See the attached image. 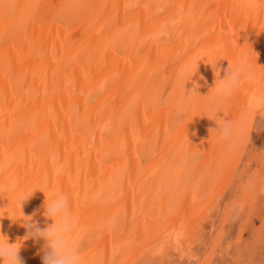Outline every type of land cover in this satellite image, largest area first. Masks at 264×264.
Masks as SVG:
<instances>
[{"label":"bare ground","instance_id":"bare-ground-1","mask_svg":"<svg viewBox=\"0 0 264 264\" xmlns=\"http://www.w3.org/2000/svg\"><path fill=\"white\" fill-rule=\"evenodd\" d=\"M77 2L0 0V242L43 264L46 241L25 239V224H53L46 202L63 193L83 264L129 252L126 264L154 262L161 240L191 246L185 223L219 202L243 157L240 124L264 114V0H82L74 26ZM241 62L246 74L219 98L212 89ZM214 107L235 125L227 140L211 132Z\"/></svg>","mask_w":264,"mask_h":264},{"label":"rangeland","instance_id":"rangeland-1","mask_svg":"<svg viewBox=\"0 0 264 264\" xmlns=\"http://www.w3.org/2000/svg\"><path fill=\"white\" fill-rule=\"evenodd\" d=\"M68 1L64 0V4H67ZM81 3L82 0H78L77 4L73 5L74 10H72L69 23L74 24V26L78 25L77 17ZM65 26L63 25L62 31L65 30ZM173 90L175 87L171 90V94H174ZM169 97L172 98V101L178 98L174 95H169ZM165 99L166 97L163 96L159 100L162 103ZM246 128L248 135L245 147H243V157L236 168L233 180L222 195L223 200L220 197L222 201L219 199L218 203H214L212 209L210 205L212 211L209 212L208 216L202 217L203 220H200L199 223L196 220L191 222V219V223H185L187 230H189L188 235L193 230L191 246L188 248L187 245H183L186 250H176L170 246L168 248L169 241H173L168 237L167 243L161 240L155 246L159 248L157 251L161 254L153 262L150 257L147 259L150 254L146 249L148 248L146 247L147 243H145L147 237L143 236L144 240L142 243L139 242L137 250L145 251L148 255L140 262L136 260L134 264H264V114L262 109H255L254 113L247 115L239 126V132ZM202 139L205 141L207 136L203 135ZM146 162V159H142L141 166L143 167ZM163 182L157 187L154 201L152 200L150 205V211L145 216L149 222L144 223V225L149 226L151 224L155 212L153 209L160 204L156 202L158 198L167 196L166 194L171 195L172 192L177 193L176 190L174 191L176 189L175 180L168 184ZM207 196L211 197L208 200L213 199L211 193ZM164 204L160 207L169 209V203H166L165 206ZM173 207L170 215L179 213L175 212L178 206ZM117 244H119L118 241ZM91 250L89 254L92 255ZM83 252L88 253L89 249L85 247ZM99 255V258L105 256L104 254ZM123 256L115 264H126L124 262L133 258L134 255L129 252Z\"/></svg>","mask_w":264,"mask_h":264},{"label":"clouds","instance_id":"clouds-1","mask_svg":"<svg viewBox=\"0 0 264 264\" xmlns=\"http://www.w3.org/2000/svg\"><path fill=\"white\" fill-rule=\"evenodd\" d=\"M219 73V71H217ZM246 74V68L243 62L235 68L229 66L227 75L223 79H219V86L215 85L216 95L221 98H227L232 94L238 86L242 77ZM198 87V85H196ZM195 91V90H193ZM216 113L213 118L218 125L211 132L218 133V139L227 140L235 131V125L232 121L221 119L218 117L219 110L214 107ZM19 198L25 201L29 197L25 193H21ZM45 216L54 221L53 224L41 229L35 224L26 223L29 229L27 238H37L46 241L45 252L43 256V264H83L81 248L74 238L76 231V221L71 217L69 212V200L63 193L54 194L50 202H46ZM28 221L31 218H27ZM20 247L17 244H9L7 241L0 242V261L2 264H22L19 256Z\"/></svg>","mask_w":264,"mask_h":264}]
</instances>
